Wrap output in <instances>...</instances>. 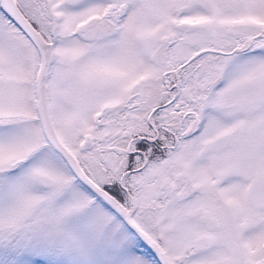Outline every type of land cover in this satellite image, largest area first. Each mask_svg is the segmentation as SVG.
<instances>
[{
    "label": "snow or ice",
    "instance_id": "1",
    "mask_svg": "<svg viewBox=\"0 0 264 264\" xmlns=\"http://www.w3.org/2000/svg\"><path fill=\"white\" fill-rule=\"evenodd\" d=\"M0 264H264V0H0Z\"/></svg>",
    "mask_w": 264,
    "mask_h": 264
}]
</instances>
